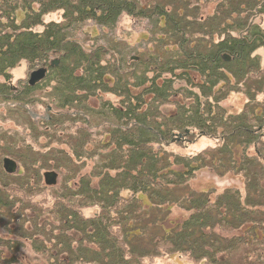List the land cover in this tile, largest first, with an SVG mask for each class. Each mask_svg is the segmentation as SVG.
I'll list each match as a JSON object with an SVG mask.
<instances>
[{
    "label": "trees",
    "instance_id": "1",
    "mask_svg": "<svg viewBox=\"0 0 264 264\" xmlns=\"http://www.w3.org/2000/svg\"><path fill=\"white\" fill-rule=\"evenodd\" d=\"M209 1L216 3L214 13L202 19L200 27L211 22L215 32L224 26L225 33L220 42H206L203 47L205 41L190 39L195 34L189 31L193 19L185 10L192 0H181L167 13L162 0H152L151 6L144 0H0V78L8 80L9 71L22 61L30 69L46 70L39 83L30 86L27 82L22 92L28 95L50 87L48 98L55 113L48 121L36 122L43 133L51 128L56 131L53 122L59 118L89 116L78 105L82 96L108 92L119 97L117 106L104 101L98 107L103 110L98 116L105 117L99 125L107 124L108 129L106 140L97 144L95 167L73 187L69 180L67 186L51 188L54 202L47 208L38 210L32 189L27 188L37 183L33 175L28 184L26 172L35 159L2 150V155L20 163L23 182L16 197L11 184L3 180L9 174L0 168V264H19L18 253L27 243L46 264H142L143 258L162 252L188 253L204 264H232L229 256L241 246L247 254L253 246L262 247L264 148L256 149L258 160L249 159L248 145L241 138L246 136L248 144L257 143L264 131V97L256 99V93H264V69L259 57L251 55L264 46V27L252 23L247 28L252 16H264V0ZM258 2L259 11L247 16ZM153 10L160 14L157 45L161 52L139 57L129 65L116 49L119 54L113 63L106 60L109 45L87 51L72 39L86 21L107 29L122 14L150 19ZM57 11L62 12L60 21H43ZM231 16L236 19L234 24ZM238 29L245 31L241 38L232 35ZM198 34L208 37L211 33ZM6 86L0 84L2 95L11 93ZM234 91L243 92L247 99L240 113H228L219 103ZM169 105L174 109L168 110ZM191 129L219 139L220 144L189 155L167 149L174 136L186 138ZM70 148L76 158L85 154L80 145ZM49 159L53 163L44 161L43 168L50 171L66 163L57 157ZM202 168L217 175L243 173L244 197L234 188L213 199L204 191L182 193ZM123 191L129 194L123 196ZM140 195L148 202L143 204ZM90 205L98 206L99 213L83 218L79 210ZM174 205L186 215L168 218L170 226L163 227ZM216 227L228 236L215 233ZM255 257L245 264H264V257Z\"/></svg>",
    "mask_w": 264,
    "mask_h": 264
},
{
    "label": "rangeland",
    "instance_id": "2",
    "mask_svg": "<svg viewBox=\"0 0 264 264\" xmlns=\"http://www.w3.org/2000/svg\"><path fill=\"white\" fill-rule=\"evenodd\" d=\"M142 2V0H140ZM150 1L149 4L151 6L152 0H144ZM181 0H162L164 5H166V13L173 9L171 6H179ZM193 4L191 6L186 5L187 9L185 13L189 15L190 21L193 25L190 28V32H194L193 36H190V39L203 40L204 44L202 46H207L208 42L213 44L220 42L221 39L224 38L225 32H222L224 26L222 28H218L219 32H215L214 26L213 28L210 26V23H206L204 25V29L201 28L202 19L207 20V17H210L214 13L215 4L209 0H192ZM248 13V15L254 14V10L259 11V6L261 3H256ZM148 6V5H147ZM264 10V8H262ZM60 11L48 13V15L44 16L43 21L46 23L49 21H60L61 20ZM151 14V18L148 17H139L134 14H122L119 17L117 24L112 28H103L102 26L96 25L91 21H86L83 25L80 26L79 30L72 35V39L81 44L82 48L89 50H95L98 46L105 47L109 45L108 54L105 56V59H109L110 63H113V59L117 58L115 55L119 54L114 51V49L118 50L121 54H123V58L126 61V64H131L133 61H138L139 57H147L150 55L160 53L159 46L157 45V36L159 31H161V27L158 24H161L159 20H157L158 15L155 14L153 10ZM239 15V14H237ZM236 14L234 16H237ZM20 16V14H18ZM241 16V14H240ZM242 18V16H241ZM254 18V19H253ZM232 20L236 21L235 17L231 16V24ZM189 21V20H188ZM250 21L255 25L260 27H264V16L260 14H255L251 17ZM164 22L163 20L161 21ZM206 22V21H205ZM204 22V23H205ZM250 23V26L251 24ZM232 27V25H231ZM234 27V25H233ZM37 31H41V27H36ZM209 31L211 34L207 36H203L198 34V32L206 33ZM238 31V32H237ZM232 34H238L242 31L239 29ZM207 42V43H206ZM108 48V47H107ZM106 51V50H105ZM104 53V51H102ZM252 56L259 57V65L264 69V46L258 47L253 52H251ZM113 55L112 59L111 56ZM154 58V57H153ZM31 67L27 64L26 61L19 62V64L9 71V79L4 81L3 77L0 78V84L7 85L6 87L11 88V93H6L2 95L0 93V168L5 172L2 168V161L4 155L3 152L6 150L16 151L19 155L29 156L28 159L32 157L35 159L31 163L30 172L28 173L29 183L32 182L33 175L37 176L36 185L30 184V186H25V188L32 189V202L37 203L38 210H41L39 207L47 208L52 205L54 202L53 193L51 188H56L60 186V184L66 185L69 181L71 183V187L80 179L81 176L87 175L91 172L92 168L95 167L98 156L97 154L100 150L96 152L97 144L101 140L105 138V132L108 129L107 124H100L105 117L98 116L103 112L98 108L102 102L106 101L111 103V105L119 104V97L116 95H112V93L108 92H97L92 96H82L80 98L81 103L78 104L87 112L90 113L89 116H85L84 114L69 113L75 119H67L66 117L59 118L54 123L56 131L53 128L47 130L46 133H43V129L39 126H36L39 120L48 121L50 118V114H52L53 108L50 103H52L51 98L49 97L50 87L39 88L34 90L31 94L25 95L22 93L24 91V86L27 84L29 79V73L33 72L36 69H30ZM129 71V70H128ZM148 76H151V73H148ZM167 77V75H163V78ZM169 77V76H168ZM39 83V82H38ZM37 84V83H36ZM177 84V82H175ZM2 89V87H0ZM197 90H194L195 92ZM22 93V94H20ZM51 93V92H50ZM54 93V92H53ZM53 93L51 96H53ZM24 95V97H23ZM79 95V94H78ZM264 97V93H256V99L262 100ZM20 98V99H19ZM17 99V100H16ZM6 100V101H5ZM25 100L27 103L20 104L21 101ZM247 101L246 96L241 91L230 92L225 99H223L220 103L222 107H224L228 113H240L244 107V104ZM34 102V103H30ZM20 106L21 110H17V107ZM86 107V108H85ZM168 110L174 109V106L169 105L166 106ZM166 108V109H167ZM55 111H53V114ZM83 118V120H82ZM32 123L30 122L31 120ZM73 120V121H71ZM76 120V121H75ZM75 121V122H74ZM74 122V123H72ZM34 127V128H33ZM84 129V130H81ZM53 131V132H52ZM193 134V137L190 135ZM178 136V137H177ZM174 136L170 143H168L167 149L174 151L175 154L181 155H189L196 154L208 148H214L220 144V140L214 137L201 135L197 130H190L188 137L186 138L180 137L179 134ZM180 137V138H179ZM260 140L257 143H246V136H244L242 141L248 145L246 148V154L249 159H257L258 155L256 149L264 148V131L260 135ZM241 141V140H240ZM241 141V142H242ZM82 146V152L85 151L84 156L76 158L72 154L71 146ZM258 145V146H257ZM59 153H56V152ZM80 153V155H81ZM102 153V151H101ZM22 156V157H23ZM7 157V156H6ZM5 157V158H6ZM51 157L61 158V163L63 164L61 168L55 170L58 177L56 185L48 186L45 185L43 180V173L45 171H50L53 169L43 168L44 161L46 164L53 163V160H50ZM237 158V157H236ZM21 159V160H28ZM264 161V160H263ZM19 170L17 173L9 174L4 173L8 176V178H3L4 182L7 184H11L10 186L13 189L14 195L16 197L20 194L18 188L21 187L23 180L19 179L20 175L23 174V169L20 163ZM23 164V163H21ZM24 165V164H23ZM25 167V165H24ZM43 168V169H41ZM1 171V173H2ZM22 172V173H21ZM32 172V173H31ZM21 173V174H19ZM32 174V176H31ZM13 175V176H12ZM12 176V177H11ZM70 177V178H69ZM73 177V179H71ZM97 181L95 178L92 179V184H95ZM261 187L264 189V179L260 181ZM38 186V190L35 191V187ZM245 175L243 173L237 172H225L222 175H217L215 172H212L208 168H202L196 171L193 178L188 182L187 188L184 189L182 193H187L189 191H204L209 193L210 197L213 199L217 194L223 192L227 188H234L239 191L242 197L245 195ZM129 193L126 191L122 192L123 196L128 195ZM142 200V203H147V198L144 195L139 196ZM29 198V197H28ZM83 218L93 217L95 214L99 213V207L96 205H90L81 208L80 210ZM166 221L162 222L163 227H169L168 218L176 219L180 216H185L186 213L183 209L177 207L176 205L172 206L167 213ZM41 217H45L42 215ZM44 219V218H43ZM42 220V219H41ZM1 232L3 230H0ZM215 233H218L221 237L228 236V233L223 232L220 227H216L214 229ZM2 234V233H1ZM30 244V243H29ZM26 246L18 253L19 264L28 262L29 264H46L44 259H40L38 257L37 252L29 245ZM257 246H253L254 250L247 254L244 248L241 246L239 250L229 256V261L232 264H245L246 261H252L255 256H260L261 259L264 257V244L260 248H256ZM162 252V251H161ZM175 255L174 258H169V255ZM38 258V259H37ZM176 259L180 261V264H204V262L198 261L189 256L188 253H165L162 252L160 255L155 257H145L142 260V264H178L176 263Z\"/></svg>",
    "mask_w": 264,
    "mask_h": 264
},
{
    "label": "water",
    "instance_id": "3",
    "mask_svg": "<svg viewBox=\"0 0 264 264\" xmlns=\"http://www.w3.org/2000/svg\"><path fill=\"white\" fill-rule=\"evenodd\" d=\"M46 73V70L43 69V68H40L39 70H35L31 73H29V79H28V83L29 85H34L36 84L37 82H39L40 80H42L45 76ZM3 161V166L6 170L7 173H11V172H14L16 170V164L9 160V159H4L2 160ZM43 177H44V182L45 185H48V186H54L56 185V182H57V173L55 171H47L43 174ZM175 255H169V258H174ZM176 263L180 264V261L178 259H176ZM182 264V263H181Z\"/></svg>",
    "mask_w": 264,
    "mask_h": 264
},
{
    "label": "flooded vegetation",
    "instance_id": "4",
    "mask_svg": "<svg viewBox=\"0 0 264 264\" xmlns=\"http://www.w3.org/2000/svg\"><path fill=\"white\" fill-rule=\"evenodd\" d=\"M253 19H254V18H253ZM250 23H252V21H250ZM250 23H249V25H248L247 28L250 27ZM247 28H245V31L247 30ZM245 31H244V32H245ZM244 32H240V33H238V34H232V35L235 36L236 38H241L242 35L244 34ZM221 40H222V39H221ZM223 59H224V60H225V59L228 60L229 58L224 56ZM40 81H41V80H40ZM37 83H38V82H37ZM28 84H29V83H28ZM34 85H35V84H34ZM6 158L9 159V160H11V161H13V162L16 164V170H15L14 172L7 173L6 170H5V168H4V166H3V161L1 160V161H2V167H3L4 171H5V173H7V174H14V173H17V171L19 170V165L17 164V162H16L15 160H12V159L9 158V157H6ZM6 158H3V160L6 159ZM45 172H47V171H45ZM45 172H44V173H45ZM44 173H43V174H44ZM57 177H58V175H57ZM43 180H44V177H43ZM95 215H97V214H95ZM95 215H94V216H95Z\"/></svg>",
    "mask_w": 264,
    "mask_h": 264
}]
</instances>
